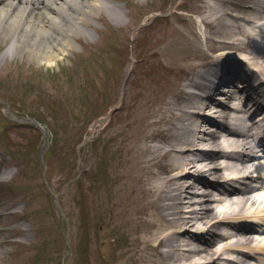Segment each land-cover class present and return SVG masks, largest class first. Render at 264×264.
Instances as JSON below:
<instances>
[{
	"label": "rangeland",
	"instance_id": "374dc122",
	"mask_svg": "<svg viewBox=\"0 0 264 264\" xmlns=\"http://www.w3.org/2000/svg\"><path fill=\"white\" fill-rule=\"evenodd\" d=\"M110 1L101 3L91 18L85 16V28L71 35L75 45L52 64L28 48L9 49L10 36L0 32V99L16 113L54 124L57 141L49 150L48 140L5 115L0 103V264H141L134 244L144 213L131 219V146L140 111L156 110L161 117L170 104H185L183 89L210 62L213 51L199 23L200 51L180 38V13L198 17L190 5L201 0H180L184 5L179 9L173 0ZM160 11L150 25L140 27ZM115 106L109 124L95 131L77 154L86 122ZM186 134L195 136L190 129ZM159 135L152 144L167 147L165 135ZM187 181L201 190L195 177ZM263 192L264 186L253 195ZM182 194L188 200V193ZM55 195L66 219L56 209ZM199 199L196 195V203H185L183 213L200 208Z\"/></svg>",
	"mask_w": 264,
	"mask_h": 264
},
{
	"label": "bare ground",
	"instance_id": "6f19581e",
	"mask_svg": "<svg viewBox=\"0 0 264 264\" xmlns=\"http://www.w3.org/2000/svg\"><path fill=\"white\" fill-rule=\"evenodd\" d=\"M201 1L203 3L190 5L198 17L180 13L183 24L179 29L180 38L192 50L200 51L198 46L203 34L200 32V35L197 29L199 23L205 27L206 43L215 52L210 54L211 57H221L219 59L223 62L220 69L213 70V82L207 84L208 80H202L210 78V71L196 73L183 89L188 94L185 104H170L169 113L161 117L154 114L156 110L140 111L143 115L137 121L136 139L131 146V219L138 211L144 216L140 219L142 231L140 229L135 238L134 248H137V260L141 264H248L246 257L252 258L253 253L259 254L260 264H264V227L244 225L243 228L237 227L236 231L226 228L227 224L239 221L230 218L234 216L264 222V192L253 197L252 192L259 184H250L264 177V160L260 161L251 154L257 138L264 142V110L255 111L259 120L250 122L254 116L244 115L248 111L247 100H241L239 96L240 91L248 89H240L234 84L224 93L217 86L240 78L241 70L237 67L233 71L229 65L234 54H244L264 78V0H223L220 7L207 0ZM109 2L0 0V32L10 36L9 49L14 46L17 50L28 48L34 57L52 64L61 53L75 45L71 35L85 28V16L89 14L91 18L101 8V3L108 5ZM183 5L182 1L178 6L182 8ZM235 48L240 53L234 51ZM238 62L245 64L241 60ZM227 75L230 80L225 78ZM196 85L201 93L195 95L192 88H197ZM248 97L251 98L249 92ZM204 98L210 99V103H203ZM201 112L210 116H196ZM195 117L211 127H199ZM244 124H247L248 131H241ZM147 127L151 129L146 131ZM187 129L194 131L195 136L186 134ZM159 134L165 135L168 148L152 144ZM240 147L244 150L240 163L227 162V157ZM156 166L159 170L155 169ZM192 168L195 169L191 172ZM226 170L232 173H225ZM197 173L201 176V190L195 191L193 182L184 181ZM206 173H210L212 179L205 178ZM228 179L234 185L244 179L245 184L241 188L231 185L220 189L213 196L216 184ZM185 192L188 200L182 196ZM196 195L200 197L197 200L200 208L191 207L183 213V205L196 203ZM260 203L263 206L256 207ZM247 207L249 211L245 210ZM201 221H206L205 225L190 228ZM206 225L211 231L207 237L203 230Z\"/></svg>",
	"mask_w": 264,
	"mask_h": 264
},
{
	"label": "water",
	"instance_id": "95a60500",
	"mask_svg": "<svg viewBox=\"0 0 264 264\" xmlns=\"http://www.w3.org/2000/svg\"><path fill=\"white\" fill-rule=\"evenodd\" d=\"M56 199H57V196H56ZM57 205H58V207H59L61 213H63L62 208H61V206L59 205V203H57ZM67 241L69 242V238H68V236H67ZM68 251H70V246H68Z\"/></svg>",
	"mask_w": 264,
	"mask_h": 264
}]
</instances>
